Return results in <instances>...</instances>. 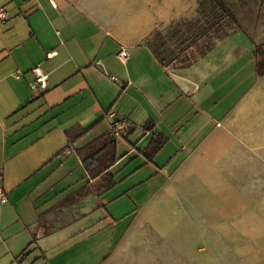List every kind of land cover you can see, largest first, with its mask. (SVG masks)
<instances>
[{"label":"crops","instance_id":"0c3cea01","mask_svg":"<svg viewBox=\"0 0 264 264\" xmlns=\"http://www.w3.org/2000/svg\"><path fill=\"white\" fill-rule=\"evenodd\" d=\"M199 4L0 0V264H70L82 231H95L85 239L97 264H165L164 236L138 229L150 223L142 209L118 227L105 203L117 184L144 206L264 198V40L237 28L204 49ZM192 26L198 46L180 45ZM163 52L180 57L163 65ZM109 111L125 120L114 144ZM87 166L108 168L93 177Z\"/></svg>","mask_w":264,"mask_h":264},{"label":"rangeland","instance_id":"374dc122","mask_svg":"<svg viewBox=\"0 0 264 264\" xmlns=\"http://www.w3.org/2000/svg\"><path fill=\"white\" fill-rule=\"evenodd\" d=\"M219 1L235 16L241 32L253 35L259 42L264 40V0H198L204 5L203 10L197 8L198 15H213L212 4ZM216 32V28L210 29L202 42L213 41ZM196 42L193 47L198 46ZM124 186L117 184L109 191L106 205L118 213L117 217H123L118 223L120 228L146 215L150 223H142L138 229L149 240L154 239V231L160 238L164 236L158 252L165 264H189L191 259L205 260L191 264H264V198L192 199L187 205L183 200L164 199L144 206L145 200L135 201L124 195ZM140 209V215L134 213ZM94 232L73 235L70 264L98 263V254L92 252L93 241L85 239ZM120 234L121 230L115 232L117 237ZM200 246L203 252L198 251ZM67 247L63 245L62 249Z\"/></svg>","mask_w":264,"mask_h":264},{"label":"trees","instance_id":"16d2710c","mask_svg":"<svg viewBox=\"0 0 264 264\" xmlns=\"http://www.w3.org/2000/svg\"><path fill=\"white\" fill-rule=\"evenodd\" d=\"M201 10L204 9V5L202 4V2L199 4ZM211 10L213 12V15H203L202 17L204 18V37L203 39L206 38V34L207 32L212 29V28H216L217 29V35L214 37L213 41H209V42H205V40L202 42L201 40V47H204V49L208 50L210 47H212L219 39H221L222 37H224L225 35H227L231 30L233 29H237L238 27V22L235 18V16L230 12V10H228L224 4H222L220 1L217 3L212 4ZM194 22H191L190 25H194ZM235 26V27H234ZM193 26L192 28H190L188 30V34L185 36V38L183 40H181L180 45L185 44L187 46L192 45L193 42H195L198 39V34L195 33L193 30ZM201 33V32H200ZM262 44H257L255 47V54L256 56H260L262 55ZM177 57H180L179 54H171V53H160L159 54V60L160 62L165 65L167 63H169V61H171L172 59H175ZM197 57L194 54H189L184 56V62H190L191 59ZM149 129V128H147ZM123 134V133H122ZM121 134V135H122ZM120 135V136H121ZM157 137H159V135H157ZM116 141V139H111L110 137V143L114 144V142ZM160 146H158L157 148L154 149L153 152L158 151L157 149H159ZM113 163V160L111 159V164ZM108 166H105L103 168H101L99 171H97L96 167L94 169V171L92 172V168H89L87 166L88 171L91 173V175L93 177H96L99 173H101L102 171H105V169H107ZM109 177L106 180V182L102 183V186L105 188L111 187L114 185V180L112 179V174L108 173ZM101 187V186H100Z\"/></svg>","mask_w":264,"mask_h":264},{"label":"built area","instance_id":"2783aa9c","mask_svg":"<svg viewBox=\"0 0 264 264\" xmlns=\"http://www.w3.org/2000/svg\"><path fill=\"white\" fill-rule=\"evenodd\" d=\"M8 18L7 11L0 7V20L6 21ZM54 54V51H50L46 56L50 57ZM128 52L125 48H120L116 53V56L121 60L125 61L128 58ZM31 73L34 81L38 84L40 90H44L47 86V74H45L39 64L31 68ZM106 118L110 125V137L111 139H117L125 130V120L119 118L115 115L113 111H109L106 114ZM6 200V195L4 191L0 188V201L4 202Z\"/></svg>","mask_w":264,"mask_h":264}]
</instances>
